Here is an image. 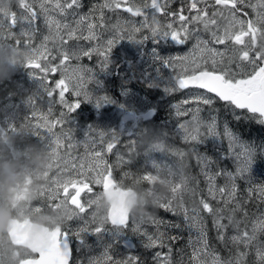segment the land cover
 <instances>
[{"label": "snow or ice", "instance_id": "1", "mask_svg": "<svg viewBox=\"0 0 264 264\" xmlns=\"http://www.w3.org/2000/svg\"><path fill=\"white\" fill-rule=\"evenodd\" d=\"M174 3L176 0H150L147 3L100 0L87 12H81L83 0H19V15L12 12L8 17H0V39L5 38L7 31V37L14 38V45L20 47L23 38L24 48L28 50L24 66L41 74L32 73L41 81L46 107L41 110L37 99L30 98L31 112L26 119L33 121L36 128L51 138L49 144L57 172L47 196L49 206L68 204L73 209L69 220L80 222L75 229H58L36 258L25 264H69L73 236L83 243L86 234L103 236L109 226L115 232L129 230L143 237L147 249H167L155 252L156 264H173V244L183 236L172 234L171 230L180 233L187 230L189 233L191 251L187 264H249L248 258L253 250L255 259L251 264H264V240L260 239L264 236V211L256 215L249 208L253 201L264 203V184L252 186L246 179L255 151L227 125L222 133L218 131L215 116L205 120L201 115L202 106H212L218 98L230 110H247L249 119L264 122V50H257L258 39L264 37V0H181L173 10ZM149 9L154 11L150 13ZM245 9H251L254 16H249ZM121 11L131 17H142L143 22L137 25L134 20L117 14ZM110 14H117L115 21ZM157 14L166 17L168 22L162 24ZM41 19L47 34L42 36L39 44H34L40 32L37 21ZM18 24L20 31L17 34L11 29ZM145 28L149 29L150 36L136 40L135 34ZM106 33L109 34L107 39ZM158 37H171L180 45L194 41L189 54L175 55L165 61L172 69L175 81L174 86L167 89L169 94L190 88L212 94L187 97L181 105L191 106L175 111L176 117H187L177 124L179 132L186 133L183 141L199 145L208 137L226 138L228 153L221 156V160L231 159L236 167L234 171L221 168L211 157L194 149L193 157L206 185L194 193L198 197V206H161L180 217L179 221H166L155 216L133 221L120 206H113L106 216L98 217L93 210L95 201L82 202L81 194L92 192L90 184L110 188L115 182L114 163H109L107 156L117 149L120 139L115 132L89 127L82 142L83 154H77L79 142H74L72 128L65 125L69 124L70 114L80 107L82 101L94 99L88 86L95 82L93 68L79 61L85 57L91 60L95 55L101 58L99 64L103 69L108 66L111 50L118 41L127 38L142 42ZM73 61L77 63L73 64ZM57 71L61 78L50 86L49 74ZM69 92L76 98L73 102L66 99ZM54 96L58 98L53 99ZM57 104L64 111L55 113ZM234 118L240 120L244 117L234 114ZM189 122L195 124L190 131L186 129ZM57 128L59 132L55 131ZM61 175L66 176L63 181ZM220 179L224 181L222 184L217 183ZM238 181H245L249 186L241 189ZM199 183L196 177L197 188ZM209 218L215 241L228 252L226 257L209 238ZM143 225H151L155 230L149 232ZM113 248V244L105 245L102 254L91 257L88 264H142L140 257L135 255L115 258ZM177 251L182 256L181 264H184V250Z\"/></svg>", "mask_w": 264, "mask_h": 264}, {"label": "rangeland", "instance_id": "2", "mask_svg": "<svg viewBox=\"0 0 264 264\" xmlns=\"http://www.w3.org/2000/svg\"><path fill=\"white\" fill-rule=\"evenodd\" d=\"M100 0H83L84 7L80 10L81 12H87L88 9L96 3H99ZM139 3H147L150 0H137ZM181 0H176V3L172 5V9L175 10ZM186 2V0H185ZM19 0H0V17H8L12 12H17L19 15L20 9L18 8ZM150 13L154 10L149 9ZM248 12L249 16H254V13H251L249 9H245ZM118 15L121 17L134 20L137 25L143 22L142 17H131L130 14L125 12H118ZM117 14L112 15L113 21L116 19ZM161 23H167L168 20L161 14H157ZM226 23V21H223ZM7 24V21H5ZM37 24L40 27V32L37 33L34 44H39L42 36L47 34V30L43 27V21L38 20ZM11 31L19 33L20 26L19 24L12 28ZM207 38V34H204ZM144 36H150L149 29L147 32H144L140 36L135 35L136 40L142 39ZM109 38V34H105V39ZM264 39V37L262 38ZM22 43L20 47L14 45L15 39L7 37V31H5V38L0 39V82H7L4 86H1V90H7V95L0 99V264H17L19 260L26 257L28 250L22 247L10 248L8 249L7 242L2 238V228L5 226V222L9 217H16L21 219L22 217H33L31 220L38 221L41 220H50L52 212L55 211L56 216L63 215V220L68 226V213L73 211L71 206L68 204H60L59 206H49L47 196L49 194V189L52 187L53 178L56 175L57 169L55 166V160L51 153L50 148V137L47 136L42 129H38L34 126V122L26 119L31 112L29 106V99H37L38 107L43 110L46 107V104L43 100V88L41 87V81L35 78L32 73H35L37 76L41 75L38 70L30 69L25 67L26 58H21V52H28L24 48L23 38H21ZM85 46H89L87 42H84ZM135 43H138L134 46ZM193 40H189V47L184 48V45L178 44L171 37H158L148 39L146 41H133L125 38L124 40L118 41L117 44L112 48L108 66L116 61L117 56L114 52L115 49L122 47L124 45L130 46L132 51L140 52L138 60L144 51V49L151 44V46L146 50L145 57L141 60V70L140 73L135 75V79L145 83L150 87H164L168 89L174 85V77L172 74V69L168 67L165 61L175 55H187L192 51ZM260 46V44H258ZM134 46V47H133ZM223 47V46H217ZM101 58L96 57L95 55L91 60L88 58H83L79 61L80 64L86 65L90 68H93L95 73V82L92 85H89V90L94 97L92 100L82 101L86 102L88 105L93 104V109L99 110L103 106V101L101 100V91L103 88V80L107 77L111 69L107 66L106 68L101 69L99 60ZM73 64H76L77 61H73ZM139 63L137 61L135 67H138ZM129 61L125 62L121 71L125 75V83L121 87V94L124 98L122 111H115L118 116L119 121L125 119L138 118L139 120H150L154 114L156 108V101L149 99L145 94L140 92L139 89L133 87L129 82L133 78V73L129 72ZM135 70V69H134ZM61 78V74L57 71L54 74H49L50 86H54V83L57 79ZM204 93L205 95H211L205 91L198 89L185 90L181 100L172 104L174 114L176 110H182L183 107H190L191 105L182 106L181 102L190 96L195 94ZM57 96H54L53 99H57ZM47 99V98H46ZM66 99L70 102H73L76 98L71 94V92L66 94ZM81 102V103H82ZM81 105V104H80ZM174 106H177L174 108ZM139 108L140 114L138 111H133V108ZM148 109L151 110L148 117L143 116L144 112ZM64 111V109L57 104L54 108L55 113ZM98 112V111H95ZM71 115V114H70ZM94 116L91 118V122L88 125L89 127H96L102 129L106 132L112 133L116 131V117L112 116ZM202 117L205 120H208L211 116L201 113ZM86 118L88 113H86ZM180 122H183L187 117H179ZM73 120V121H72ZM72 121V122H71ZM69 124H66L65 127H74L76 125V120L71 119ZM71 123V124H70ZM178 124V123H177ZM177 124L174 128L177 131L181 141H183V135L186 133H181L178 130ZM70 125V126H69ZM195 128V124L189 122L186 124V129L189 131ZM218 130V129H217ZM224 127H221L220 132L222 133ZM59 132V128L55 129ZM219 131V130H218ZM39 133V135L37 134ZM87 133V132H86ZM85 133V134H86ZM74 142L77 143L76 152L77 154H83V139L85 134H74ZM167 134V131H163V137ZM223 138V137H221ZM214 148L224 149L226 154L228 153V140L225 138L224 142L221 139H210ZM184 142V141H183ZM187 143V142H184ZM205 141L202 143L204 144ZM114 149L113 158L115 162L122 164L128 157L118 152ZM203 154V153H202ZM231 165V171L235 170L236 165L231 159H228ZM111 163V162H109ZM113 177L115 175L113 174ZM148 177L151 179L152 174H148ZM66 176L61 175L60 179L63 181ZM140 179V177H138ZM157 179V178H156ZM202 183H199L198 187L205 188V182L203 176H201ZM250 181L252 186L264 184V167H260L253 159V164L251 166L250 174L246 178ZM135 181V180H133ZM224 181L220 179L217 181L218 184H222ZM159 183V181H157ZM241 189L248 187L249 185L242 181ZM92 192H83L81 195L82 202H86L89 199L95 201L93 210L97 213L98 217H103L107 215L108 204L104 199L103 189L101 185L90 184ZM149 188V187H148ZM177 193V192H176ZM176 194H170L168 204L174 206L173 200ZM258 202V201H257ZM24 203V204H23ZM260 203V202H259ZM262 205V210H256V215H259L261 211H264V203ZM197 205L193 204L191 207H196ZM69 210V212H68ZM89 212L92 209L88 210ZM163 213L157 215H151L150 217L162 218L166 221H179L180 217H172L170 213L163 209ZM210 223L211 219L209 218ZM133 221H140L135 219ZM79 221L74 219V225L78 226ZM212 226V223H211ZM131 227V225H130ZM71 228V227H69ZM5 229V228H4ZM75 229V228H73ZM152 228H148L149 232ZM172 234H175L179 230H171ZM6 232V231H5ZM180 233V232H179ZM92 234L98 239L97 244L92 249L94 252L102 254L103 247L107 244H113L114 248L112 254L117 259L126 258L128 255H135L140 257L142 264L144 260L147 263L144 264H156L153 257L156 251H167V249H147L144 245L143 237L132 233L129 230H125L123 233L115 232L109 226V230L106 231L103 236H98L95 233H88L86 235L87 239L90 240L91 237L88 235ZM181 234V233H180ZM182 234L185 236L189 235L188 231L185 230ZM231 234V233H230ZM133 236L135 239H133ZM6 237L7 233H6ZM77 239V238H76ZM86 239V240H87ZM264 240V238H260ZM132 241L131 248L125 244V242ZM6 242V243H5ZM81 243V241L77 240ZM131 243V242H130ZM82 244V243H81ZM136 245H140L142 249L147 250V255L145 253L139 254L136 251ZM77 243L75 244V249ZM184 255L183 261L184 264H187L188 254L191 249L186 246L183 248ZM82 251V248H81ZM29 256V255H27ZM141 257H143L141 259ZM182 256L180 254L181 264ZM252 261L249 262L251 264Z\"/></svg>", "mask_w": 264, "mask_h": 264}, {"label": "trees", "instance_id": "3", "mask_svg": "<svg viewBox=\"0 0 264 264\" xmlns=\"http://www.w3.org/2000/svg\"><path fill=\"white\" fill-rule=\"evenodd\" d=\"M147 30L145 28L135 35L138 37L144 32H147ZM262 38L260 37L258 39L260 46L258 45L257 50H264V39ZM137 44L135 43L134 46ZM187 47H189V41L184 44V48ZM114 52L116 53L117 59L108 66L111 72L103 80V88L101 91L103 106L99 110H95L93 109V104L88 105L86 102H82L80 107L71 114L72 119L76 120V125L72 127V132L74 134L84 135L88 131V125L94 114L97 117L98 114L100 116H105V114L110 116L113 113L112 116L116 117L115 133L119 135L120 139V145H118L116 150L128 158L122 162L123 166L114 161L113 154H109L107 160L108 162L114 163L113 174L115 177H119L118 180L124 182V185L133 186L138 191L140 198L138 204L134 205L135 207L132 209V216L138 220L148 219L149 214L157 215L163 213L164 211L161 206L168 204L170 194L173 197L176 194L173 200L175 202L174 206H179L180 204H185L188 207H191L193 204L198 206V197H195L194 193L195 191L199 192L202 187L197 188L196 177L200 183H202V179L199 166L193 157L194 149L211 157L218 163L219 167L231 169L228 159L221 160V156L226 154L225 150L213 147L210 141L213 137H208L204 144L201 143L199 145L181 141L174 128L180 122V118L175 116L171 106L181 100L182 91L178 90L173 94H169L168 90L164 87L154 88L143 83H138L135 79V75L137 74L135 65L137 61L139 62L138 57L140 52L132 51L130 46L127 45L115 49ZM127 61H129V72L133 73L132 85L137 87L149 99L155 100L157 103L150 120L128 118L119 121L115 113V111H122L123 107L124 98L120 89L125 83V75L121 69ZM5 84L7 82H0V87ZM6 95L7 90L0 89V99ZM202 107L203 114L216 117L217 129L219 131L221 127L227 125L243 142L251 145L255 151L254 161L260 167H264L263 123H258L256 119H249L250 114L246 110H230V107L219 99H216L215 104L212 106ZM133 111H138L140 114L138 107L133 108ZM86 113H88L87 118L85 117ZM234 114H239L244 118L237 120L234 118ZM164 130L167 131V134L163 137ZM221 140L224 142L225 138H221ZM118 164L120 168H115ZM148 174H152L153 177L150 179ZM146 176L148 177L147 179H145ZM238 183L240 185L243 184L242 181H238ZM249 208L252 213H255L256 210H262V205L257 201H253L249 204ZM170 215L177 217L172 215V213ZM32 218L30 217V219ZM38 222L46 223L41 219H38ZM4 228L5 226L1 230L2 238L7 242L8 249L18 248L19 246L13 245L9 238L6 237ZM150 228H152L151 231L155 230L152 226ZM208 229L211 242L215 244L220 254L226 257L228 252L222 245L215 241V232L212 230L209 219ZM175 234L182 235L183 239L173 244V264L174 261H180V253H178L177 249H183L188 246L189 237V235L185 236L178 231ZM260 238H264V236ZM137 250L139 254L145 253V256L147 255V250L142 249L140 245L137 246ZM27 255H31L29 251ZM254 259L253 250L248 260L250 262ZM144 263L147 262L144 260Z\"/></svg>", "mask_w": 264, "mask_h": 264}, {"label": "water", "instance_id": "4", "mask_svg": "<svg viewBox=\"0 0 264 264\" xmlns=\"http://www.w3.org/2000/svg\"><path fill=\"white\" fill-rule=\"evenodd\" d=\"M150 112L151 110L146 112L144 117H148ZM103 189L105 199L109 205L107 213L113 206H120L127 214L129 213L131 205L136 201V192L132 188L114 187L113 183L110 188L103 187ZM5 230L13 245L25 247L37 254L47 246L51 235L57 231V229L50 231L43 223L33 221L28 217L23 219L16 217L7 218ZM126 244L129 245L130 243L127 242ZM35 258H24L18 264H25L26 261Z\"/></svg>", "mask_w": 264, "mask_h": 264}, {"label": "flooded vegetation", "instance_id": "5", "mask_svg": "<svg viewBox=\"0 0 264 264\" xmlns=\"http://www.w3.org/2000/svg\"><path fill=\"white\" fill-rule=\"evenodd\" d=\"M82 196V195H81ZM62 205V204H61ZM69 212V210H68ZM73 211L69 212L68 215L69 217L72 215ZM48 223L51 225V229H63L65 226L64 224H66L63 220V215L61 216H56L55 211L52 212L51 214V219L48 220ZM79 226V225H78ZM78 226L74 225V220H69L68 218V228L71 227V229L73 228H77ZM77 242V239L73 236L70 239V246H71V251H72V256L71 259L69 261V264H82V251H76L75 249V244ZM88 249L92 247V242L88 243ZM31 255L26 256V257H36L37 253H31L29 252Z\"/></svg>", "mask_w": 264, "mask_h": 264}, {"label": "clouds", "instance_id": "6", "mask_svg": "<svg viewBox=\"0 0 264 264\" xmlns=\"http://www.w3.org/2000/svg\"><path fill=\"white\" fill-rule=\"evenodd\" d=\"M28 56V52H21V58L22 59H24V58H26ZM135 207V206H134ZM131 214V213H130ZM0 218H2V217H0Z\"/></svg>", "mask_w": 264, "mask_h": 264}]
</instances>
